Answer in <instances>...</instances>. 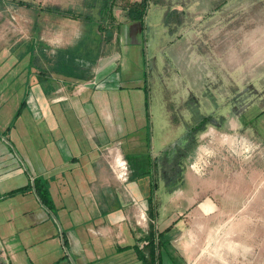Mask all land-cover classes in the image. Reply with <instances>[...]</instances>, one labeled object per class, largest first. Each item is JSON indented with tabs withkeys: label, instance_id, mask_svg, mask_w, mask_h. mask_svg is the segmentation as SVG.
Wrapping results in <instances>:
<instances>
[{
	"label": "rangeland",
	"instance_id": "obj_1",
	"mask_svg": "<svg viewBox=\"0 0 264 264\" xmlns=\"http://www.w3.org/2000/svg\"><path fill=\"white\" fill-rule=\"evenodd\" d=\"M4 1L13 2L18 8L9 18L0 12V60L11 57L14 62L20 53L24 57L27 45V57L22 63L29 78H65V91L70 89V96L49 101L39 119L32 109L23 107L19 97H23L24 89L18 96L11 97L7 90L0 97V264H9L5 254L11 257L12 253L19 257L18 263L50 264V260L33 262L24 245L25 236L31 234L27 228L29 219L25 217V203L31 201V194H25L29 190L26 183L32 181V187H37L52 207L47 182L38 175L45 163L51 164L49 155L61 137L71 149L76 148V153L88 147L84 146L85 141L78 150L76 140L82 134L81 117L85 121L90 116L86 104L92 105L99 115L101 107L112 105L115 115L116 106V117L125 129L118 138L123 139L125 156L138 171L148 167L152 152L163 147L170 130L166 118L170 116L173 123L184 122L167 145L170 151L163 155L164 161L160 159V164H155L158 190L152 203L147 204L148 217H152L151 209L158 204L165 205L160 210L164 215L167 198L175 187L190 188L185 171L206 177L221 166L223 173L231 172L234 207L227 208L229 203L219 199L217 208L209 199L201 206L206 211L216 209L210 214L202 212L198 216L196 209L179 210L184 211L182 232L187 233L188 229L179 245L183 256L180 264H264V61L259 49L264 36V0H149L143 21L127 16L130 3L141 0H119L114 8V22L101 18L99 0H89L96 3L88 11L91 20L58 16L44 9L56 5L72 8L82 16L84 0L1 2ZM28 6L30 9L26 10ZM39 11L43 13L38 15ZM100 23L108 25L103 32ZM37 24L41 26L35 30ZM181 36L191 44L192 58L186 63L190 64L188 70H197L190 72L192 77L186 75L185 60L179 61L168 47ZM74 40L78 42L76 48L67 50ZM59 49L84 60L91 57L99 61L106 56L118 59L115 75L120 81H113L116 89L101 96L89 90L83 66L70 71L63 67L48 69L47 61L44 69L37 66L41 57L58 58ZM4 71L0 64V74ZM72 103L75 104L68 106ZM81 106L83 114L79 112ZM51 116L60 124L59 129H52ZM227 120H231V130L213 126L222 127ZM210 190L205 186L194 197L200 199ZM180 193L177 188L173 194ZM211 195L216 197L217 191ZM210 204L214 208H207ZM152 220L159 231L158 221ZM43 228L50 232L51 225ZM49 244L38 243L39 247L33 250Z\"/></svg>",
	"mask_w": 264,
	"mask_h": 264
},
{
	"label": "crops",
	"instance_id": "obj_2",
	"mask_svg": "<svg viewBox=\"0 0 264 264\" xmlns=\"http://www.w3.org/2000/svg\"><path fill=\"white\" fill-rule=\"evenodd\" d=\"M1 1L0 12L4 17L9 18L17 11L18 5L15 3ZM20 5L24 6L22 3ZM25 9L30 8L28 6ZM42 13L39 11L38 15ZM39 22L40 20H38V24ZM38 24L35 26V30L41 26ZM179 40L180 43H178ZM77 43V40H74L73 44L66 49H75ZM168 47L179 61L185 60L183 66L187 71L186 75L192 77L190 72L194 70L197 72V70L194 67L188 70L190 64L186 63L190 56L192 58L189 41L185 39V36H181L177 41L170 42ZM27 48L26 45L24 57L20 53L14 62L11 57L0 60L1 68L5 70L0 74V97L7 90L11 97L18 96L24 89L23 97L22 95L19 97L22 100L21 103H24L23 107L32 109L36 114L35 118L39 119L48 109L49 101L66 100L70 96V89L65 91L67 83L64 84V82L67 79L62 77L48 79L45 76L33 75L32 78H29L27 67L24 61L22 63V60L27 57L25 56ZM259 49L260 57L264 61V36L261 37ZM61 50L57 51L58 58L56 59L39 58L37 66L44 69L45 61L50 63V66L45 63L48 69L63 67L70 71L71 69L75 70L78 66H83L87 71L85 78H88L89 82L86 83V87L89 90L92 89L97 92L98 96H101L105 91L116 89L113 81H120V77L115 75L117 67H119L118 59L106 56L102 57L104 60L99 59V61H94L91 57L84 60L72 56L69 51ZM66 53L68 54L66 55ZM22 64L25 66L22 67ZM83 68L79 67V69ZM5 73L7 74L5 75ZM5 77H7V81H4ZM5 82H7L6 85H4ZM114 99L116 100V98ZM101 108L103 110L99 115L93 111L92 105L86 104L85 109L90 116L85 121L81 117L82 121L79 126H82L83 129L82 134L76 139L79 142L77 148L80 150V144L85 141L84 146L88 145V147H84L85 150L76 153L74 151L76 148L71 149L65 138L61 137L62 139L57 141L49 155L51 164L45 163L42 171H38V178L47 182L52 207L43 202L37 187H32V181L26 183L29 190L25 194L32 196V198L30 196L31 201L25 203V217L29 219L27 228L31 234L25 236L26 244L24 245L29 257L33 262L36 259L43 262L50 260V264H180V258L183 256L180 253L182 250L179 245L184 242L186 234L188 235V229L187 233L182 232L185 219H182L181 216L184 211L179 210L192 209L194 211L196 209L198 216L202 212L210 214L216 210L211 204L209 207H205L214 208L212 212L206 211L203 208L204 205L201 206L202 202L209 199L217 208H220L217 203L219 199H225L229 203V205L226 204L227 208L234 207L231 205V172L223 173L220 171L221 166H216L217 168L206 177L185 171L183 175L186 182H189L190 188L185 189V187L179 186L170 191L167 198L168 208L165 209L163 215L167 218L164 221L161 220L163 216H161L160 210L165 205L158 204L154 208L152 217L149 216L147 226L139 225L137 220L141 208L148 213L149 199L151 197L153 199L157 195L155 192L158 189H155L156 186L153 184H156L155 164L159 163L160 159L164 161L163 155H167L170 151L167 145L183 128L184 122L173 123L168 114L169 119L166 118V124L168 127V122H170V130L164 137L163 147L157 152H152V158L148 159V167L141 169L140 172L125 156L123 139L118 138V135L125 129L122 122L116 117L118 115L116 106L115 115H113V105L111 108L108 106ZM117 108L118 111H122L121 106L117 105ZM83 109L84 107L81 106L79 112L82 114L84 113ZM49 119L52 129L56 126L59 129L60 124L57 123L55 117L51 116ZM213 126L222 129L227 127V130H231V120H227L222 127ZM5 139L7 138L5 137ZM137 144L136 142L135 145ZM117 159L128 162L127 181L117 177L115 170ZM143 160L146 161L145 156ZM151 162L152 172L145 174L144 172L149 170ZM151 176L154 177L152 181ZM27 178L29 179L28 176ZM39 181L36 180L38 183ZM205 186L211 188V192L217 191L216 197H213L209 192L202 198L196 199L194 193H198ZM177 188L181 191L180 195L173 194L177 192ZM206 197L209 198L206 199ZM156 212L158 216H156ZM152 218L158 221L160 232L154 228ZM48 223L51 225L50 232L43 228ZM33 233H36L35 241ZM45 242L51 244L33 250L34 247H39L38 243ZM18 258L13 253L11 257L5 254L6 261L8 262L10 259L9 264H27L25 261V263H18Z\"/></svg>",
	"mask_w": 264,
	"mask_h": 264
},
{
	"label": "trees",
	"instance_id": "obj_3",
	"mask_svg": "<svg viewBox=\"0 0 264 264\" xmlns=\"http://www.w3.org/2000/svg\"><path fill=\"white\" fill-rule=\"evenodd\" d=\"M101 2V6H100V11H99V14L102 16L101 18L105 19L106 21V18H109V21L111 22H114V20L116 19L115 18V14H114V8L117 4V2L119 0H99ZM117 1V2H116ZM148 3H149V0H141V1H133L132 3H130V6L128 7V10H127V16L128 18L132 19V20H140V21H143L148 13ZM96 3H90L89 0H84V3H83V12L85 15H82V16H78L77 14H75L73 12V9L72 8H62L60 6H56V5H53V6H47L46 10L48 11H52L54 13H57L63 17H75V18H84L86 20H91L92 19V16L90 13H88V11H91L92 10V7H95ZM43 9V8H41ZM43 9V10H44ZM85 11H87L85 13ZM97 13H98V10H97ZM177 16V15H176ZM178 19H180L179 16H177ZM176 23H177V20H175ZM169 23V22H168ZM113 24V23H112ZM101 31L103 32L107 27V23L105 24V26H103L101 23L99 25ZM24 105V103H23ZM19 115V111L17 113V116ZM150 167H149V170L144 172L145 174L147 173H151L152 172V162L149 164ZM154 177L151 176V181ZM156 188H157V184L153 183ZM38 191V190H37ZM39 193V191H38ZM40 195V194H39ZM41 199L43 200L44 203H46V200L49 201V199L46 197V200L43 199L41 197ZM150 203H152L153 199L152 197L149 199ZM47 204V203H46ZM154 211V206L152 207L151 209V215H153V212Z\"/></svg>",
	"mask_w": 264,
	"mask_h": 264
},
{
	"label": "built area",
	"instance_id": "obj_4",
	"mask_svg": "<svg viewBox=\"0 0 264 264\" xmlns=\"http://www.w3.org/2000/svg\"><path fill=\"white\" fill-rule=\"evenodd\" d=\"M194 165L192 169H194ZM115 170H116L117 177L119 179H122L123 181H127L128 175H129V166L126 160L117 159L115 161ZM137 221L139 224L147 226V223L149 222V217L145 209L141 208Z\"/></svg>",
	"mask_w": 264,
	"mask_h": 264
},
{
	"label": "bare ground",
	"instance_id": "obj_5",
	"mask_svg": "<svg viewBox=\"0 0 264 264\" xmlns=\"http://www.w3.org/2000/svg\"><path fill=\"white\" fill-rule=\"evenodd\" d=\"M248 146H249V150L251 149V146H250V144H248ZM243 151H244V149H243Z\"/></svg>",
	"mask_w": 264,
	"mask_h": 264
}]
</instances>
